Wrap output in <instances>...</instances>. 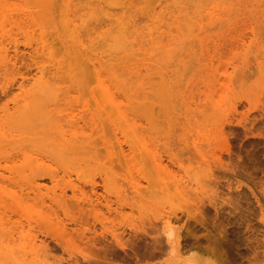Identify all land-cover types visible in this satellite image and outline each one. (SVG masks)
Wrapping results in <instances>:
<instances>
[{"label": "rangeland", "instance_id": "1", "mask_svg": "<svg viewBox=\"0 0 264 264\" xmlns=\"http://www.w3.org/2000/svg\"><path fill=\"white\" fill-rule=\"evenodd\" d=\"M112 2L0 0V264H264V0Z\"/></svg>", "mask_w": 264, "mask_h": 264}, {"label": "bare ground", "instance_id": "2", "mask_svg": "<svg viewBox=\"0 0 264 264\" xmlns=\"http://www.w3.org/2000/svg\"><path fill=\"white\" fill-rule=\"evenodd\" d=\"M111 1V0H110ZM109 2V1H108ZM116 2V0H113V2H112V4L113 3H115ZM109 4V3H108ZM111 4V5H112ZM116 4V3H115ZM117 4H118V2H117ZM114 5V4H113ZM112 5V6H113ZM119 5V4H118ZM115 6V5H114ZM67 24H68V22H66ZM65 23V21H64V24H63V20H62V24L64 25V31H65V33H66V31H68L69 29L68 28H66L67 27V24ZM14 48V54H15V56H17L18 55V52H17V48L14 46L13 47ZM71 52V51H70ZM71 54H72V52H71ZM72 56H73V59H75L76 61V63H77V60H78V62L81 60V64H80V67H81V69L83 68V66L84 67H86V68H88V66H89V64L87 63V61L85 60L86 58L85 57H82V55H81V53L79 52V51H77L76 50V52H74L73 51V54H72ZM20 58V57H19ZM16 61H17V59H16ZM76 63H75V65H76ZM74 65V66H75ZM76 67V66H75ZM75 67H74V70H77V69H75ZM77 68V67H76ZM84 71V70H83ZM87 71V70H86ZM86 71L84 72V73H86ZM88 72H89V70H88ZM83 73V74H84ZM169 121H171L170 119H169ZM168 123V122H167ZM171 123H173V122H171ZM174 124V123H173ZM168 125H170V122H169V124ZM167 125V126H168ZM173 125H171V127H172ZM169 127V126H168ZM207 144H205V146H206ZM172 146V145H171ZM193 151H199V149L197 148V145H193ZM169 159L168 160H170L171 162H172V159L170 158V157H168ZM156 164V163H155ZM213 164H215V163H213ZM206 175V174H205ZM203 176V175H202ZM152 177V178H151ZM197 178V180H198V176L196 177ZM196 180V179H195ZM199 180H201V179H199ZM50 181H52V182H55L56 181V177L55 176H50ZM173 181V182H172ZM149 182H150V185L151 186H153L154 185V188H156L157 189V193H158V196H160V197H164V198H168V199H170L171 198V191H173V187H174V190L176 191L177 189H178V187L176 186V185H174V180H171V177H169L168 176V174H167V167L166 166H163L162 165V163L159 161L158 162V164H156V165H153V167H151L150 168V177H149ZM180 182V181H179ZM57 183V182H56ZM197 183H198V181H197ZM181 184V183H180ZM179 184V185H180ZM182 185V184H181ZM180 185V186H181ZM183 186V185H182ZM176 188V189H175ZM37 189V190H36ZM184 190V189H183ZM33 191H37V192H39V187L38 186H35L34 187V189H30V192L32 193ZM93 193V192H92ZM178 193V192H177ZM175 194L174 193V197H177L176 199H178V197L179 198H181L180 197V193H182V191H180L178 194ZM91 195H93V194H91ZM96 195V194H95ZM65 196V191H63L62 193H61V196L60 197H52L50 200H51V202H53V203H56V204H65L66 202H65V200H63V197ZM83 201H85L84 203H85V205H89V199L88 198H86L85 197V195L83 194ZM26 198V197H25ZM181 200L183 201L184 199L183 198H181L180 199V203H181ZM159 201H160V199H159ZM179 201V200H178ZM184 202H186L185 200H184ZM183 202V203H184ZM187 203V204H186ZM185 204L186 205H188V204H190V203H188V202H186ZM177 204V203H176ZM184 205V204H183ZM58 206H60V205H58ZM87 206H85V207H87ZM169 206V205H168ZM177 206H179V209H180V204L179 205H177ZM185 206V205H184ZM190 206H191V204H190ZM189 206V207H190ZM188 206L186 207V210L184 211V207H181L182 209H183V213H181V212H179V213H181L182 215H180L178 212H177V214H179L180 216H183V219H181L180 221L182 222L184 219H190V218H192V212L190 211V210H188V209H190ZM193 207V206H192ZM178 209V210H179ZM174 211V210H173ZM175 211H176V209H175ZM174 211V212H175ZM172 212V211H171ZM173 212V213H174ZM172 213V214H173ZM57 215V214H56ZM174 215V214H173ZM176 215V214H175ZM178 215V216H179ZM195 215V214H194ZM198 217L199 216H197V219H198ZM179 218V217H178ZM181 218V217H180ZM179 218V219H180ZM194 218H196V216L194 217ZM199 218H201V216L199 217ZM175 219V218H174ZM193 219V218H192ZM176 220H177V216H176ZM175 220V221H176ZM194 221L196 220V219H193ZM192 221V220H191ZM194 221H193V223H194ZM197 221H201V219L200 220H197ZM197 221H195V222H197ZM174 222V221H173ZM178 222V221H177ZM186 223H189V220H188V222L186 221ZM193 223H192V226H193ZM198 223V222H197ZM202 223V222H201ZM177 224V223H176ZM52 226H54L53 224H51ZM167 227H169L170 225H172L171 224V221L169 220V219H167ZM186 225H189V224H186ZM191 225V224H190ZM194 225H196V224H194ZM199 225V224H198ZM201 225V224H200ZM152 226V225H151ZM155 226V225H154ZM191 226V227H192ZM55 228H56V226H54ZM185 227H187V226H185ZM200 227V226H199ZM202 227V226H201ZM53 228V227H52ZM193 229H194V227H192ZM170 229V228H169ZM168 229V230H169ZM190 228H188L187 227V229H185L186 230V232H185V230H184V228H183V231L185 232L184 233V235H183V237L181 238V234H182V232H181V234L180 233H178V232H175V231H173V230H169V232H168V235H167V242H168V244L171 246V248L172 249H174L175 251H186L187 250V248H191L192 247V245L196 242V244H198L197 242L198 241H200V240H198L197 238H196V235H194L190 230H189ZM58 230H60L59 228H58ZM62 230V229H61ZM195 230V229H194ZM201 230V229H200ZM199 230V231H200ZM55 231H57V230H55ZM54 231V232H55ZM187 231H189V233H187ZM52 232V231H51ZM53 233V232H52ZM63 233H65V231L63 232L62 231V234ZM191 233V234H190ZM188 234H190V235H192L193 236V239L191 240V239H189L188 238ZM195 234H196V232H195ZM198 234V233H197ZM54 235V234H53ZM59 235H61V234H58V235H55V236H59ZM64 236V235H63ZM198 237H199V235H197ZM59 237H61L62 238V236H59ZM58 237V238H59ZM203 237V236H202ZM204 239H205V236H204ZM203 240V239H202ZM206 240H207V237H206ZM206 240H204L205 242H204V244L208 241H206ZM31 241V243H33V244H30V245H27V246H30V252H31V254H34L33 253V251H34V249L32 248V246L34 247V242H32V240H30ZM201 242H203V241H201ZM156 243H157V241H156ZM200 243V242H199ZM208 243V242H207ZM216 243V245L218 244V246L221 244H219L217 241L215 242ZM203 244V245H204ZM32 245V246H31ZM36 245V244H35ZM201 245H202V243H201ZM200 245V246H201ZM203 245H202V247H203ZM26 247V246H25ZM198 247H199V245H198ZM197 246H195L193 249H195L196 248V250L198 251V248ZM200 248V247H199ZM202 249V248H201ZM204 249H207V248H204ZM190 250L192 251V248L191 249H189V251L187 250V252H189L190 253ZM203 251H206V250H203ZM181 253V252H180ZM207 254H208V252H206ZM30 254V255H31ZM183 254V253H182ZM186 254V253H185ZM21 264H33V262H27L26 261V258H25V256L24 257H22L21 259H20V261H19ZM208 263V262H207Z\"/></svg>", "mask_w": 264, "mask_h": 264}]
</instances>
